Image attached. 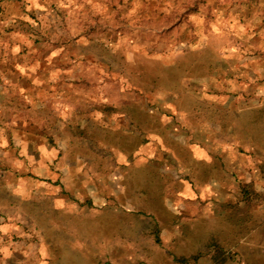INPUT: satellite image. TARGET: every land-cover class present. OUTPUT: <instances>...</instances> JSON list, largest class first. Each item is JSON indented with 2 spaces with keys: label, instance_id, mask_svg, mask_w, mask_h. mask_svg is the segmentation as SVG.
I'll return each mask as SVG.
<instances>
[{
  "label": "rangeland",
  "instance_id": "374dc122",
  "mask_svg": "<svg viewBox=\"0 0 264 264\" xmlns=\"http://www.w3.org/2000/svg\"><path fill=\"white\" fill-rule=\"evenodd\" d=\"M264 233V0H0V264H241Z\"/></svg>",
  "mask_w": 264,
  "mask_h": 264
},
{
  "label": "crops",
  "instance_id": "0c3cea01",
  "mask_svg": "<svg viewBox=\"0 0 264 264\" xmlns=\"http://www.w3.org/2000/svg\"><path fill=\"white\" fill-rule=\"evenodd\" d=\"M255 242L243 253L241 264H264V233L257 235Z\"/></svg>",
  "mask_w": 264,
  "mask_h": 264
}]
</instances>
